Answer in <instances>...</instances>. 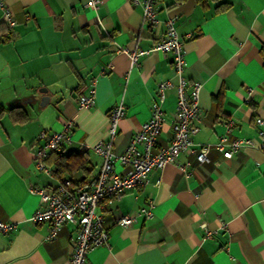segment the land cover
<instances>
[{"label": "crops", "instance_id": "0c3cea01", "mask_svg": "<svg viewBox=\"0 0 264 264\" xmlns=\"http://www.w3.org/2000/svg\"><path fill=\"white\" fill-rule=\"evenodd\" d=\"M85 1L5 0L12 28L0 8V222L14 225L0 232V264H66L71 253L75 224L65 223L55 239H46L48 224L30 219L39 198L29 185L60 181L53 157L46 164L50 173L35 167L41 131H58L70 121L63 152L88 158L90 179L101 163L93 148L108 138L109 110L124 105L113 139L121 153L149 117L157 84L170 80L158 137L168 142L178 81L172 54L148 51L132 64L118 51L151 49L168 19L183 41L187 85L201 84L193 142L215 143L228 120L231 137L257 140L255 119L264 120V0H159L152 27L131 0H101L96 11ZM93 79L94 105L79 107L78 95ZM208 157L198 163L180 152L150 170L144 184L99 203L108 237L89 251L87 264H264V151L245 147L224 159L212 149ZM115 169L125 167L115 163ZM70 170L64 178H83L81 170ZM124 214L135 219L122 227L116 221Z\"/></svg>", "mask_w": 264, "mask_h": 264}, {"label": "built area", "instance_id": "2783aa9c", "mask_svg": "<svg viewBox=\"0 0 264 264\" xmlns=\"http://www.w3.org/2000/svg\"><path fill=\"white\" fill-rule=\"evenodd\" d=\"M142 9V20L152 27L158 23L157 3L159 0H131ZM101 0H86L85 6L96 11ZM3 20L8 27L15 25V19L5 2L0 0ZM99 21V20H98ZM183 41L177 34L173 19L166 21L164 34L156 40L149 50H129L119 47L118 51L126 53L137 64L140 55L148 51H160L172 54V69L178 81L175 85L176 105L171 124V137L168 142L161 144L158 137L162 129V102L165 91L172 87L170 80L157 84V99L151 106L150 115L140 129L133 134L129 143L121 153H116L113 139L117 133L118 122L124 114V105L119 103L108 113V138L94 146V152L100 157L101 163L94 176L86 181L73 183L70 179H62L56 185H29V191L37 194L39 206L30 219L35 223L48 224L46 239H55L65 223L75 224L70 236L71 253L66 264H87V254L90 250L107 241L108 231L103 226L102 215L96 211L99 203L120 199L127 191L146 182V176L152 169H160L165 164L175 160L180 152L194 155L198 163L209 161L210 150L219 151L224 159L231 158L245 147H256L264 151V120L255 119L260 127L257 140L245 137H231L233 122L225 123V133L215 143L196 145L192 136L197 132L195 121L201 115L199 106L200 82L194 81L187 85L183 71L187 65L182 46ZM95 82L91 81L86 92L78 95L79 107H90L95 102ZM71 122L64 123L58 131H41L38 135L43 141L33 149L35 167L45 173H50L45 159L51 151H62L64 144L70 139ZM115 163L125 167L123 172H117ZM189 164V162H187ZM182 168V167H181ZM147 216L149 209H141ZM135 214L121 215L116 223L125 227L132 223ZM12 223L0 222V232L12 229ZM205 230V236L211 231Z\"/></svg>", "mask_w": 264, "mask_h": 264}, {"label": "trees", "instance_id": "16d2710c", "mask_svg": "<svg viewBox=\"0 0 264 264\" xmlns=\"http://www.w3.org/2000/svg\"><path fill=\"white\" fill-rule=\"evenodd\" d=\"M202 1V0H200ZM11 111H15L14 108L10 109ZM24 112L22 110H19L16 112V115L18 116L19 119H22L25 117L23 114ZM52 158V163H54L55 167L53 170V173L55 176H57L60 181L62 179H69V178H64L62 174L71 171L70 169L74 167L75 170L79 169L83 173V178L80 181H73L70 179L73 183H79L86 181V176L89 174V168L87 167V164L89 162V159L84 157V156H79L74 153H64L62 151H51L48 156L45 159V163L48 164L49 158ZM85 160V161H83ZM87 163V164H86ZM65 175V174H64Z\"/></svg>", "mask_w": 264, "mask_h": 264}, {"label": "water", "instance_id": "95a60500", "mask_svg": "<svg viewBox=\"0 0 264 264\" xmlns=\"http://www.w3.org/2000/svg\"><path fill=\"white\" fill-rule=\"evenodd\" d=\"M39 91H43L45 92L46 90L43 89V90H39ZM48 99L47 95H44L42 98H41V104H43L44 101H46Z\"/></svg>", "mask_w": 264, "mask_h": 264}]
</instances>
